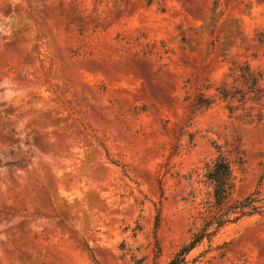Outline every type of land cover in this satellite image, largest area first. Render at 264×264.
Here are the masks:
<instances>
[{"label":"rangeland","instance_id":"1","mask_svg":"<svg viewBox=\"0 0 264 264\" xmlns=\"http://www.w3.org/2000/svg\"><path fill=\"white\" fill-rule=\"evenodd\" d=\"M233 62L264 79V0H0V264H167L219 152L231 201L264 198V97L191 105ZM256 205L183 264H264Z\"/></svg>","mask_w":264,"mask_h":264},{"label":"trees","instance_id":"2","mask_svg":"<svg viewBox=\"0 0 264 264\" xmlns=\"http://www.w3.org/2000/svg\"><path fill=\"white\" fill-rule=\"evenodd\" d=\"M213 10V16L217 12ZM228 78L217 84H201L198 92L192 98L196 107H208L215 101L224 102L225 109L230 113H237L247 122H258L262 118V100L264 97V79L260 71L254 70L247 62H233ZM213 89L207 95L205 92ZM205 179L211 187L212 205H209L202 216V226L192 239L184 244L170 258L167 264H183L185 255L196 246L204 237H209L224 224L238 219L240 216L257 212V203L264 201L259 197L258 191L248 193L240 199L231 201V192L234 187L232 165L227 157L220 152L206 165ZM212 229V230H210Z\"/></svg>","mask_w":264,"mask_h":264}]
</instances>
